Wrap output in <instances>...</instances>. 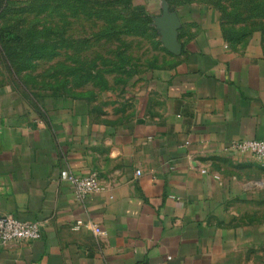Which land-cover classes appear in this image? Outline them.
Masks as SVG:
<instances>
[{
	"label": "crops",
	"instance_id": "1",
	"mask_svg": "<svg viewBox=\"0 0 264 264\" xmlns=\"http://www.w3.org/2000/svg\"><path fill=\"white\" fill-rule=\"evenodd\" d=\"M138 6L166 7L180 51L163 44L114 118L35 105L4 83L0 54V214L41 224L0 245V264H264V167L227 149L264 140V27L234 41L211 0ZM62 170L102 189L78 199Z\"/></svg>",
	"mask_w": 264,
	"mask_h": 264
},
{
	"label": "rangeland",
	"instance_id": "2",
	"mask_svg": "<svg viewBox=\"0 0 264 264\" xmlns=\"http://www.w3.org/2000/svg\"><path fill=\"white\" fill-rule=\"evenodd\" d=\"M139 0H15L0 9L2 76L41 107L128 110L133 77L162 65V34ZM227 37L264 27V0H211Z\"/></svg>",
	"mask_w": 264,
	"mask_h": 264
},
{
	"label": "built area",
	"instance_id": "3",
	"mask_svg": "<svg viewBox=\"0 0 264 264\" xmlns=\"http://www.w3.org/2000/svg\"><path fill=\"white\" fill-rule=\"evenodd\" d=\"M227 149L256 157L264 167V140L240 139L233 141ZM205 172V170H202ZM137 174L140 171H136ZM60 179L71 185L78 199L97 193L102 189L98 183L97 174L91 172L87 175H75L69 170H62ZM81 226L92 229L97 234H103V230L91 222L77 220L73 224L74 229ZM41 236V224L36 221L21 220L11 214H0V245H6L12 241H29Z\"/></svg>",
	"mask_w": 264,
	"mask_h": 264
},
{
	"label": "water",
	"instance_id": "4",
	"mask_svg": "<svg viewBox=\"0 0 264 264\" xmlns=\"http://www.w3.org/2000/svg\"><path fill=\"white\" fill-rule=\"evenodd\" d=\"M154 21L162 34V42L166 49L174 54L179 53L180 45L175 40L176 23L171 15L167 13L165 6L162 15L154 17Z\"/></svg>",
	"mask_w": 264,
	"mask_h": 264
},
{
	"label": "trees",
	"instance_id": "5",
	"mask_svg": "<svg viewBox=\"0 0 264 264\" xmlns=\"http://www.w3.org/2000/svg\"><path fill=\"white\" fill-rule=\"evenodd\" d=\"M0 3H1V2H0ZM1 4H2V3H1ZM1 4H0V5H1ZM138 9H139V11H142V12L147 13L143 8H141V7H139V6H138Z\"/></svg>",
	"mask_w": 264,
	"mask_h": 264
}]
</instances>
